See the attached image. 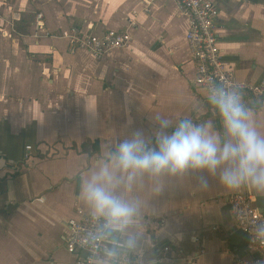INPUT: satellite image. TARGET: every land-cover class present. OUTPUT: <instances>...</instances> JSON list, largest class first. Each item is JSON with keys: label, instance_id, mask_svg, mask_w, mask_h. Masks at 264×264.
<instances>
[{"label": "crops", "instance_id": "1", "mask_svg": "<svg viewBox=\"0 0 264 264\" xmlns=\"http://www.w3.org/2000/svg\"><path fill=\"white\" fill-rule=\"evenodd\" d=\"M208 1L219 10L218 47L234 81H264V0ZM130 22V46L101 61L69 54L62 38ZM187 29L165 0H0V264H75L67 222L77 209L93 215L80 193L96 161L132 132L150 134L153 116L215 121L207 92L194 84ZM250 109L264 130V100ZM117 175L115 194L137 213L120 230L107 226L96 264L120 255L130 264H189L200 245L195 264L253 259L228 200L245 191L264 213V197L226 191L213 178L201 191L195 176Z\"/></svg>", "mask_w": 264, "mask_h": 264}, {"label": "clouds", "instance_id": "2", "mask_svg": "<svg viewBox=\"0 0 264 264\" xmlns=\"http://www.w3.org/2000/svg\"><path fill=\"white\" fill-rule=\"evenodd\" d=\"M206 103L214 122L153 116L150 134L136 130L106 151L81 187L92 214L114 230L133 221L136 205L115 194L117 173L127 174L129 182L140 175L195 176L201 191L213 178L226 191L247 189L264 197V130L253 122L240 90L213 82ZM249 238L264 245V219L249 221Z\"/></svg>", "mask_w": 264, "mask_h": 264}, {"label": "built area", "instance_id": "3", "mask_svg": "<svg viewBox=\"0 0 264 264\" xmlns=\"http://www.w3.org/2000/svg\"><path fill=\"white\" fill-rule=\"evenodd\" d=\"M165 1L173 3L187 22L185 41L195 68V86L203 88L206 92L208 85L213 82L235 86L249 107L264 100V81L256 85L235 82L229 63L222 58L215 29L218 8L208 0ZM42 27V16L38 15L36 29ZM132 27L133 24L130 22L122 31H107L99 36L72 30L62 38L68 43L69 54L86 52L93 60L101 61L113 52L130 46L132 37L129 31ZM25 150L31 151V148L27 147ZM228 204L237 228L247 237L248 253L253 258L250 261L236 259L235 264H264V245L253 244L249 238V221L264 219V213L256 207L254 196L241 191L230 196ZM106 229V222L102 218L80 209L76 210L74 216L67 222L68 234L65 238V250L69 255L76 256L75 264L97 263L105 249ZM195 243L199 245V240H195ZM169 250L168 246L162 249L164 253H168ZM202 255L204 249L200 245L188 263L195 264ZM112 264L130 262L125 255H120Z\"/></svg>", "mask_w": 264, "mask_h": 264}, {"label": "trees", "instance_id": "4", "mask_svg": "<svg viewBox=\"0 0 264 264\" xmlns=\"http://www.w3.org/2000/svg\"><path fill=\"white\" fill-rule=\"evenodd\" d=\"M263 101V100H262ZM261 101V102H262ZM258 103H260V102H258ZM258 103H256V104H258ZM255 105V104H254ZM87 145L86 144H84L83 145V148H85ZM92 148H93V151L94 152H96V151H98V144H92Z\"/></svg>", "mask_w": 264, "mask_h": 264}, {"label": "water", "instance_id": "5", "mask_svg": "<svg viewBox=\"0 0 264 264\" xmlns=\"http://www.w3.org/2000/svg\"><path fill=\"white\" fill-rule=\"evenodd\" d=\"M6 166V161L3 158H0V170Z\"/></svg>", "mask_w": 264, "mask_h": 264}]
</instances>
